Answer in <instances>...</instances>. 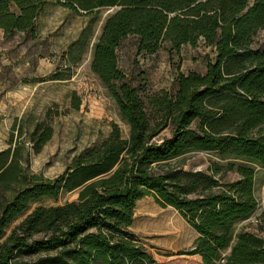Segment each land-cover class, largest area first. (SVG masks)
<instances>
[{"label": "trees", "instance_id": "obj_1", "mask_svg": "<svg viewBox=\"0 0 264 264\" xmlns=\"http://www.w3.org/2000/svg\"><path fill=\"white\" fill-rule=\"evenodd\" d=\"M48 1L0 0L4 36L36 38ZM53 1L80 15L113 9L94 45L91 69L116 100L130 136L122 137L114 124L105 139L47 178L25 168L27 141L14 144L12 132L10 146L0 150V238L34 200L64 191L78 190V196L34 207L0 242V264H156L130 229L136 203L147 195L178 209L196 228L184 253L217 264L229 247L223 264H264V238L235 231L258 206L255 167L230 162L194 170L181 158L218 152L264 167V46L254 45L264 29V0ZM132 34L138 53L165 47L172 57L199 42L212 53L204 72H179L174 90L151 92L119 66L118 46ZM52 135L50 124L38 122L29 135L35 152ZM230 170L238 177L224 179Z\"/></svg>", "mask_w": 264, "mask_h": 264}, {"label": "rangeland", "instance_id": "obj_2", "mask_svg": "<svg viewBox=\"0 0 264 264\" xmlns=\"http://www.w3.org/2000/svg\"><path fill=\"white\" fill-rule=\"evenodd\" d=\"M112 12V8H100L89 15H80L51 2L37 19L36 38L21 32L8 38L0 34V150L10 146L12 132L14 144L27 141L30 150L29 160L24 162L27 170L47 178L57 176L76 154L105 139L114 124L119 126L122 137L129 138L130 126L116 100L91 69L94 45ZM136 42L133 34L122 39L117 49L119 66L126 73H134L135 84L146 81L151 92L174 90L179 72H204L206 56L212 53L203 42L184 45L181 55L172 57L165 47L153 54L138 53ZM254 45L264 46V29L255 37ZM40 121L53 127V135L35 152L29 135ZM181 158L185 168L194 170H209L215 163L223 167L230 162L254 166L258 206L236 224L235 231H253L264 238V167L218 152L192 151ZM220 176L217 173L216 177ZM237 177L238 173L230 170L224 179ZM77 196L78 190L64 191L57 198L34 200L6 228L0 242L34 207L63 204ZM130 229L153 252L156 264H203L199 255L184 253L198 236L196 228L178 209L160 205L152 195L137 201ZM229 251V247L223 251L217 264L224 263ZM23 257L28 258L25 254Z\"/></svg>", "mask_w": 264, "mask_h": 264}, {"label": "crops", "instance_id": "obj_3", "mask_svg": "<svg viewBox=\"0 0 264 264\" xmlns=\"http://www.w3.org/2000/svg\"><path fill=\"white\" fill-rule=\"evenodd\" d=\"M51 2L54 3L55 1H53V0L48 1L47 4L45 5L44 9H45V8L47 7V5L50 4ZM0 34H1V35L4 34L3 29H1V28H0Z\"/></svg>", "mask_w": 264, "mask_h": 264}]
</instances>
